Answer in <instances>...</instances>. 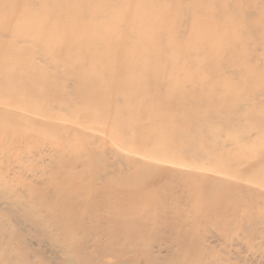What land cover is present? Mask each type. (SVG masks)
<instances>
[{"label": "rangeland", "instance_id": "rangeland-1", "mask_svg": "<svg viewBox=\"0 0 264 264\" xmlns=\"http://www.w3.org/2000/svg\"><path fill=\"white\" fill-rule=\"evenodd\" d=\"M15 1L0 0V264H264V30L240 21L264 0H99L108 36L62 17L72 0L12 16ZM18 18L59 55L28 60Z\"/></svg>", "mask_w": 264, "mask_h": 264}, {"label": "bare ground", "instance_id": "bare-ground-1", "mask_svg": "<svg viewBox=\"0 0 264 264\" xmlns=\"http://www.w3.org/2000/svg\"><path fill=\"white\" fill-rule=\"evenodd\" d=\"M47 1V0H46ZM49 1V0H48ZM96 1H99V0H91V2L89 1V0H72V2H73V8H72V12H67V14L65 15L62 11L60 12V15L62 16V17H64V18H69V16L72 14H74V16H75V20L73 21V20H71V22H73L74 23V25L76 26V27H78V26H80V27H84V30H87V29H94V27L95 28H98L99 30H101V31H103L107 36H108V30L105 28V27H103V26H101V25H104L105 24V22L106 21H108V22H110L111 24H113V22H112V20H110V19H108L107 18V15L105 16L102 12V10L104 9V8H102V9H100L99 7H98V5L96 4ZM139 1H144V0H139ZM197 1H199V0H197ZM224 1H226V0H218V2H221L222 4L221 5H218V6H221V7H223L224 5H226V3L227 2H224ZM238 1V3H239V0H237ZM200 2V1H199ZM201 2H203L202 4L205 6V2L203 1V0H201ZM213 2L214 1H212V0H209V3H210V5L211 4H213ZM19 3H23V4H25L24 2H22V1H18V0H16L15 2H12V3H9V6L8 5H5V6H7L6 7V9H4V10H7V11H9L10 12V14L13 16L14 14H13V12L15 11V10H17V8L21 5V4H19ZM47 3V2H46ZM80 4V6L78 7L77 6V4ZM124 3V2H123ZM123 3H121V4H123ZM248 2H247V0H243V3L240 5V8H242V7H246V4H247ZM27 4V3H26ZM63 4V3H62ZM102 5H104V4H102ZM112 5V4H111ZM120 5V4H119ZM160 5H161V3L158 5V11L161 13V14H163L164 13V10H165V7L164 6H162V7H160ZM27 6V5H26ZM42 6H44V5H42ZM89 6H91V8L89 7ZM131 6V5H130ZM218 6H217V8H218ZM30 7V6H29ZM80 7H85V8H87V9H85L84 11H83V14H84V17H89V19H90V21L89 22H87L86 20L84 21V18H80V17H82V16H80V14L78 13V11H79V9H80ZM141 7V6H140ZM21 8H22V5H21ZM31 8V7H30ZM37 8V7H36ZM37 9H40L39 7L37 8ZM41 10V9H40ZM219 10V9H218ZM47 12V11H46ZM109 12H111V11H109ZM263 12H264V10H262L259 14H261V17H260V20L258 21L257 20V22H255V24L252 22V17H250V16H246L245 15V13L240 17V21L242 22V23H247V25L248 26H251V27H253V28H256V29H258V27H261L262 28V30H264L263 29V27H264V24H263V22H261L262 21V16H263ZM41 13V12H40ZM39 13V14H40ZM77 13H78V15H77ZM82 13V12H81ZM112 13V12H111ZM159 13V14H160ZM238 13L239 12H236V14L238 15ZM29 14V13H28ZM215 14H216V12L213 14V17L215 18ZM101 16H104V19H103V21H104V24H100L101 23V20H100V17ZM112 16V15H111ZM217 16L219 17V18H223L224 16L222 15V16H219L218 14H217ZM230 17H231V23L233 22V16L232 15H229ZM229 16L228 17H225L226 19H224V21H227V19L229 18ZM11 20V19H10ZM13 20V19H12ZM76 21V22H75ZM114 21V20H113ZM15 22L16 23H14V25H16V29H17V31H19L20 29H21V23H24L25 24V27L26 28H28V30H29V33L28 34H31V35H34V37L32 38L31 36V38L29 39V41L30 42H35L32 46H26L25 47V49H24V56L28 59V60H30V57L32 56V55H34V54H38V55H40V57L42 58H44V59H51V57L52 56H58L59 54V52H58V50H56L55 48H54V50L52 49L53 48V46L51 45V44H49L48 43V46H45V43H44V32H40V30H39V27H38V25H35V24H32V23H29L28 21H27V23H25V21L24 20H20V18H18V19H16L15 20ZM37 22V21H36ZM228 22V21H227ZM39 23V22H38ZM218 23V22H217ZM41 24V23H40ZM44 24V23H43ZM46 25V24H45ZM101 26V27H100ZM43 28V27H42ZM200 28H202V29H199V30H203V31H205V32H213V29L217 32L218 30H221V31H224L223 29V27H221V26H219V25H217V24H215V25H213L212 24V26L208 23L207 25H200ZM61 29V28H60ZM81 29V28H80ZM96 30V29H95ZM150 30H151V27H150ZM258 30H260V29H258ZM64 31V30H63ZM78 32H80L79 30H78ZM149 33H150V31H149ZM57 34V33H56ZM58 35V34H57ZM112 35H114V34H112ZM111 35V36H112ZM115 36V35H114ZM60 37V36H59ZM58 37V38H59ZM48 38V37H47ZM60 39V38H59ZM205 41H207V40H200L199 42H198V44L199 45H207V44H209V45H211V47H212V45H217L218 44V42H215V43H213L211 40H210V43H208V42H205ZM214 41V40H213ZM52 42V41H51ZM56 42H59V41H55V43ZM98 43H99V46H97L96 48H98V49H100V50H98L97 52H99L100 51V53H102V50H103V55H110L111 53L113 54L114 53V49H111V47H109V46H107L106 45V48L104 49V48H102V46H103V44L105 45V43L102 41V40H99L98 39V41H97ZM123 43H126V41H124L123 40ZM115 46V45H114ZM216 47V46H215ZM64 48V47H63ZM62 49V48H61ZM112 57V56H111ZM104 60V59H103ZM105 62H107V63H110V62H108V60L107 59H105L104 60ZM117 61H115V67L117 68V69H122L121 67H122V65H121V63L120 62H118V63H116ZM120 63V64H119ZM35 66V65H34ZM36 67H38V68H32L31 70H30V72H32V73H35L36 75H49L48 74V72H46V71H44L43 69H42V67L41 66H36ZM77 68V67H76ZM99 68V67H98ZM95 70V69H94ZM106 72V71H105ZM104 73V72H103ZM107 73V72H106ZM105 75V74H104ZM260 77H262L261 75L259 76V78ZM241 81V80H240ZM252 81V80H251ZM231 82H229V84H230ZM250 87V86H249ZM92 89V88H91ZM226 90V89H225ZM196 92H198L197 90H196ZM212 92H213V90H212ZM201 96V95H200ZM80 98V97H79ZM214 98H216V97H214ZM69 99V98H68ZM223 99V98H222ZM213 100V99H212ZM70 101H71V99H70ZM210 101V100H209ZM229 101V100H228ZM211 102V101H210ZM80 103V102H79ZM229 104V103H228ZM204 105V104H203ZM77 106V105H76ZM208 105H205L204 107H207ZM70 108H75V105H70L69 106ZM90 113V112H89ZM190 114V113H189ZM192 114V113H191ZM261 119H262V117H261ZM259 123V122H258ZM204 131H205V129H204Z\"/></svg>", "mask_w": 264, "mask_h": 264}]
</instances>
